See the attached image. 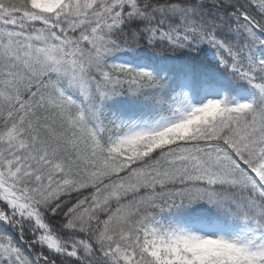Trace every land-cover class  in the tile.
<instances>
[{
  "label": "snow or ice",
  "instance_id": "6c2138e0",
  "mask_svg": "<svg viewBox=\"0 0 264 264\" xmlns=\"http://www.w3.org/2000/svg\"><path fill=\"white\" fill-rule=\"evenodd\" d=\"M0 264H264V0H0Z\"/></svg>",
  "mask_w": 264,
  "mask_h": 264
}]
</instances>
